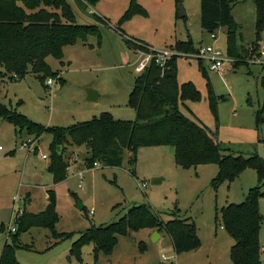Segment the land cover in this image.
Listing matches in <instances>:
<instances>
[{
    "label": "rangeland",
    "instance_id": "rangeland-1",
    "mask_svg": "<svg viewBox=\"0 0 264 264\" xmlns=\"http://www.w3.org/2000/svg\"><path fill=\"white\" fill-rule=\"evenodd\" d=\"M69 1L78 23L99 25L100 37L90 35L85 41L65 47L63 63L47 58L57 75L46 79L45 84L33 73L21 80L6 81L0 86L1 101L45 127H72L104 112L114 119L134 121L137 114L128 105V99L134 78L139 75L136 67L141 58L135 52L139 49L133 46L139 43L129 37L125 39L130 40L132 46L128 45L120 35L118 19L124 11L121 4L100 0L96 6L83 11L78 1ZM231 1L234 18L240 26L237 45L250 43L256 33L255 0ZM200 2L183 1L185 20L175 17V0H146L148 7L142 6L148 15L135 16L121 28L126 36L141 39L155 50L170 49L176 43L187 41L199 50L202 43H211L201 27ZM93 10L108 20L96 21ZM215 33V45L227 53L228 29L220 28ZM263 43L264 31L259 41L260 45ZM177 53L181 112L204 126L228 152L246 156L257 153L264 157V115L259 124L256 121L257 111L264 107V64L240 63L235 67L225 64L224 70H212L208 61L200 62L192 54ZM260 61L264 62V55L260 56ZM49 79L54 81L52 87L47 85ZM186 84L199 92L198 99L182 97ZM89 90L98 93L96 102L87 100ZM34 138L26 132L20 134L12 123L0 118V146L3 148L0 153V256L5 244L12 243L16 235L8 232L9 226L17 229L16 214L40 213L47 204L49 191L54 194L59 215L55 232L76 235L60 240L50 229L31 228L13 243L19 264H233L230 253L235 241L222 226L221 209L242 203L248 192L258 185L264 192V181L260 184L256 170L250 168L215 189L212 181L219 173L218 164L178 167L174 149L167 146L141 148L135 156L126 151L121 167L94 168L85 164L90 155L86 147L70 146L66 151L69 162L66 178L54 183L48 171L52 136L41 135L36 152L21 148L23 141ZM132 156L136 160L135 175L128 165ZM79 203L83 209H79ZM134 205H150L163 213L164 218L179 209L181 216L195 222L200 247L177 254L165 231L159 232L160 238L153 242L156 230L140 228L118 235L117 244L109 255L99 252L96 256L94 245L88 244L81 250V260L70 257L72 243L79 233L92 225L117 221ZM258 207L263 217L258 244L264 264V195L259 198Z\"/></svg>",
    "mask_w": 264,
    "mask_h": 264
},
{
    "label": "trees",
    "instance_id": "trees-1",
    "mask_svg": "<svg viewBox=\"0 0 264 264\" xmlns=\"http://www.w3.org/2000/svg\"><path fill=\"white\" fill-rule=\"evenodd\" d=\"M76 1L84 11L96 6L99 0ZM183 1L175 0L177 17L178 8ZM255 4L257 39L251 48L240 51L236 39L238 25L232 14L234 3L231 0L200 2L201 27L207 35L220 28L228 29L227 54L236 60L235 66L260 55V33L264 31V0H255ZM140 15L147 16V10L137 0H130L128 9L118 21L121 34L125 35L121 25ZM93 17L96 21L103 20L95 14ZM101 31L97 24L78 23L69 0H0V86L8 80H21L29 73H33L45 84L46 79L57 75L48 65L47 58L53 57L63 63L65 47L85 41L90 35L100 37ZM130 40H126L128 45H131ZM135 42L139 43V46L133 45L136 50L149 52L150 46L138 40ZM170 49L186 54L198 51L191 41L176 43ZM177 57L178 55H173L163 67L152 60L134 78L128 99V105L137 114L134 121L114 119L110 113L104 112L99 117L72 127H45L18 113L1 99L0 118L12 123L20 134L26 132L35 139L44 134L52 136L48 171L52 174L54 183H60L66 178L67 170L69 171L66 151L70 146L86 147L90 154L85 160L88 168L121 167L126 151L135 156L141 148L167 146L174 149L178 167L188 169L199 164H218L219 173L212 181L215 189L225 181L238 178L247 168L256 170L261 184L264 181V157L257 153L246 156L228 152L204 126L181 112ZM58 79L63 81L59 76ZM185 95L193 100L199 98V92L191 84L183 86L182 97L185 98ZM263 113L264 107L257 111V124L263 120ZM134 156L128 161L133 175L136 166ZM263 195L264 192H261L258 185L248 192L242 203H232L221 209L222 226L235 241L230 253L233 264H262L258 238L263 217L258 200ZM165 217L167 218L150 205H134L117 221L101 226L92 225L79 233L72 243L70 257L81 260V250L88 244L94 245L96 256L99 252L109 255L117 244L118 235H126L130 230L140 228L165 231L177 254L200 247L192 218L181 216L179 209L167 213ZM58 222L56 200L49 191L48 204L43 211L38 214L23 212L15 219L16 235L12 243L5 244L0 264H19L15 256L17 247L13 243L20 234L31 228L50 229L54 237L60 240H68L76 235L55 232Z\"/></svg>",
    "mask_w": 264,
    "mask_h": 264
},
{
    "label": "built area",
    "instance_id": "built-area-1",
    "mask_svg": "<svg viewBox=\"0 0 264 264\" xmlns=\"http://www.w3.org/2000/svg\"><path fill=\"white\" fill-rule=\"evenodd\" d=\"M209 38L211 39V43L203 44L199 50L192 54V56L195 59H198L200 62L203 61H208L210 64V68L212 70H222L225 66V64H229L231 66H235L236 60L232 57H230L227 53L222 51L220 48H218L215 44L217 42V35L216 33H211L208 34ZM264 48L261 47V49ZM259 52V56H254L248 59L247 62L254 64V63H260L264 64V62L261 63L260 61V56L264 55V52ZM138 53L140 54L141 61L136 67L137 71L142 72L146 66L154 60L156 64L159 66L163 67L166 62L173 56V55H178L176 51H172L170 49H162V50H155L150 48L149 52H145L142 50H139ZM54 84V81L52 79H49L47 81L48 87H52ZM37 140L38 139H29L27 141H23L21 143V148L27 150L28 152H36L38 147H37ZM3 152L2 146H0V153ZM44 159H47L48 157L46 155L42 156ZM143 187H146V184L143 185ZM23 212H19L16 214V217H19ZM15 223V220H14ZM16 227H10L9 226V231L8 232H15ZM163 259H166V256H163Z\"/></svg>",
    "mask_w": 264,
    "mask_h": 264
},
{
    "label": "crops",
    "instance_id": "crops-1",
    "mask_svg": "<svg viewBox=\"0 0 264 264\" xmlns=\"http://www.w3.org/2000/svg\"><path fill=\"white\" fill-rule=\"evenodd\" d=\"M100 1V0H99ZM99 1H98V3H99ZM138 1V3H140L141 5H143V6H145L146 8L148 7L147 5H146V0H137ZM159 1V0H158ZM114 3L115 4H121V6H122V10H124L123 11V14L125 13V11L128 9V7H129V4H130V0H114ZM94 11V13H92V14H95V15H97L98 17H101V18H103V19H107L106 17H103V16H100V15H98V14H96L95 13V10H93ZM92 11H90L89 13H91ZM232 14H233V11H232ZM174 15H175V17H176V10H175V13H174ZM123 16V15H122ZM121 16V17H122ZM120 17V18H121ZM233 17H234V15H233ZM108 20V19H107ZM234 20H235V18H234ZM118 21H119V19H118ZM235 22H236V20H235ZM237 23V22H236ZM237 25H238V28H240V26H239V24L237 23ZM257 25V24H256ZM124 30V29H123ZM125 32V31H124ZM120 35L125 39V38H134V39H136V41L138 40V42L140 41V42H143V43H145V44H147L148 46H150V48H152V49H154L153 48V46H151L150 44H148V43H146V42H144L143 40H141V39H138V38H135V37H133V36H129V35H123V34H121V32H120ZM208 36V35H207ZM209 37V36H208ZM241 39H242V35H241ZM256 39H257V28H256V33H255V35H254V39L250 42V43H247V44H238V48L240 49V51H242V49L243 50H245V49H248V48H251V46L253 45V43L256 41ZM203 42H204V38H203V40H202ZM203 44H205V43H202L201 44V46L203 45ZM263 45H264V43L261 45V47H263ZM200 46V47H201ZM134 50V49H133ZM135 51V50H134ZM136 53H138L137 51H135ZM247 65H249V64H251V63H249V62H247L246 63ZM231 66V65H230ZM235 67V66H234ZM222 70H224V68L222 69ZM137 71V70H136ZM138 73H141L140 71H137ZM263 115H264V113H263ZM47 156V155H46ZM48 159V158H47ZM47 204H48V194H47ZM47 204L45 205V207L43 208V210L46 208V206H47ZM42 210V211H43Z\"/></svg>",
    "mask_w": 264,
    "mask_h": 264
},
{
    "label": "water",
    "instance_id": "water-1",
    "mask_svg": "<svg viewBox=\"0 0 264 264\" xmlns=\"http://www.w3.org/2000/svg\"><path fill=\"white\" fill-rule=\"evenodd\" d=\"M178 17L180 19H183L186 17V12H185L183 6H180L178 8ZM87 100L90 102H96L98 100V93L94 90H89ZM58 150L60 151L61 148L59 147ZM83 208H84V206L81 203H79V209H83ZM152 236H153L152 237L153 242L158 241V239L160 238L159 231H157V230L154 231Z\"/></svg>",
    "mask_w": 264,
    "mask_h": 264
}]
</instances>
